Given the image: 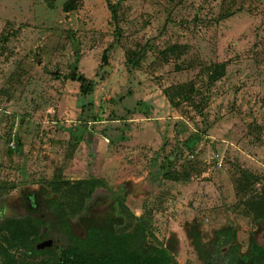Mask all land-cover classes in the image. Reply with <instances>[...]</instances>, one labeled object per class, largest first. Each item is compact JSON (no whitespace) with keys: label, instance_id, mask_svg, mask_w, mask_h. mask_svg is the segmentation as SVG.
Segmentation results:
<instances>
[{"label":"rangeland","instance_id":"rangeland-1","mask_svg":"<svg viewBox=\"0 0 264 264\" xmlns=\"http://www.w3.org/2000/svg\"><path fill=\"white\" fill-rule=\"evenodd\" d=\"M65 1L0 0V221L23 218L28 238L41 234L22 194L42 188L80 231L78 216L96 204L102 214L123 187L118 231L147 218V243L169 240L175 264H201L191 222L204 242L232 223L241 254L251 233L263 244L264 0H80L64 12ZM77 73L98 80L91 93ZM60 176L110 189L80 201L76 184L48 183ZM21 260L54 264L0 237V262Z\"/></svg>","mask_w":264,"mask_h":264},{"label":"trees","instance_id":"trees-1","mask_svg":"<svg viewBox=\"0 0 264 264\" xmlns=\"http://www.w3.org/2000/svg\"><path fill=\"white\" fill-rule=\"evenodd\" d=\"M79 3L80 0H66L62 5V10L64 12L74 10ZM111 13L115 18L116 12L113 8H111ZM115 33L114 41H117V29ZM137 51H132L127 63L130 62L133 65L138 63ZM106 56L107 50L103 56L104 63L107 62ZM223 69L224 63L216 64L210 76L211 79L217 78ZM72 78L79 82L81 94L91 93L98 83L97 79L86 78L81 73H77ZM69 130L70 135L73 136L72 130L70 128ZM14 144V148H21L19 138ZM164 174L173 181L181 178H184L181 179L182 181H188V176L181 177L170 170H165ZM244 175L254 177L252 173L244 172ZM48 183L54 184V187H62L66 183L76 184L72 187L81 189L80 201L82 198L89 199L98 187L110 189L103 178L94 176L80 178L74 182L60 176L56 180L51 179ZM120 189L122 192L113 196L107 210L102 214L93 213L96 204L78 216L80 231L75 230L70 222L69 211L65 208L64 200L45 197L46 190L42 188L22 194L27 212L33 216L32 223L37 228L42 227V233H34V236L28 238L29 235L26 236L28 231L24 228V219L19 218L0 221V237L3 238L7 248L21 247L26 255L51 253L54 264H175V246H172L169 240L166 245L147 243L150 225L147 218L132 215L135 220L132 231L125 233L118 231V225L124 221L119 206L124 204L125 193L123 187ZM75 203L76 201L72 202V204ZM186 233L201 264H264V243H259L251 233L248 250L243 254L239 253L237 227L230 222L214 229L213 238L208 242L203 241L200 225L197 222L188 224ZM45 238H51L54 243L43 249L38 248V243ZM24 263L21 260L20 264ZM0 264L4 263L0 262Z\"/></svg>","mask_w":264,"mask_h":264},{"label":"water","instance_id":"water-1","mask_svg":"<svg viewBox=\"0 0 264 264\" xmlns=\"http://www.w3.org/2000/svg\"><path fill=\"white\" fill-rule=\"evenodd\" d=\"M52 243H53L52 239L49 238V239L43 240L42 242L38 243L37 247L38 248H43L45 246H51Z\"/></svg>","mask_w":264,"mask_h":264},{"label":"flooded vegetation","instance_id":"flooded-vegetation-1","mask_svg":"<svg viewBox=\"0 0 264 264\" xmlns=\"http://www.w3.org/2000/svg\"><path fill=\"white\" fill-rule=\"evenodd\" d=\"M30 205V204H29ZM18 216H21L20 214L18 215ZM71 222V221H70ZM125 223H122V224H120V225H118V226H122V225H124ZM73 225V224H72ZM74 227V226H73ZM133 227H134V225L131 227V229L130 230H127V231H123V233H125V232H130V231H132V229H133ZM75 228V227H74ZM76 230V229H75ZM46 239H48V238H45V239H43V240H46ZM42 240V241H43ZM53 243H54V241H53ZM52 243V244H53ZM41 249H43V248H41Z\"/></svg>","mask_w":264,"mask_h":264},{"label":"crops","instance_id":"crops-1","mask_svg":"<svg viewBox=\"0 0 264 264\" xmlns=\"http://www.w3.org/2000/svg\"><path fill=\"white\" fill-rule=\"evenodd\" d=\"M191 185H193V183L190 181V180H188V181H186V184L184 185L187 189H190V186ZM197 223H199V222H197Z\"/></svg>","mask_w":264,"mask_h":264},{"label":"built area","instance_id":"built-area-1","mask_svg":"<svg viewBox=\"0 0 264 264\" xmlns=\"http://www.w3.org/2000/svg\"><path fill=\"white\" fill-rule=\"evenodd\" d=\"M10 146H11L12 148H14V146H15L14 142H11V143H10ZM218 165H221V162H219Z\"/></svg>","mask_w":264,"mask_h":264}]
</instances>
